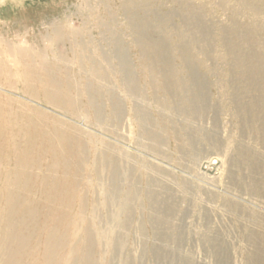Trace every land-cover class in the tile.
<instances>
[{
	"label": "rangeland",
	"instance_id": "1",
	"mask_svg": "<svg viewBox=\"0 0 264 264\" xmlns=\"http://www.w3.org/2000/svg\"><path fill=\"white\" fill-rule=\"evenodd\" d=\"M259 1L133 0L122 8L119 0H0L1 51L17 39L36 47L50 23L66 24L83 47L81 78L107 94L96 100L99 122L84 102L76 113L43 110L82 140L85 159L72 199L53 204L67 212L61 223L43 212L44 192L29 193L38 214L18 264H44L50 225L57 244L49 264H264ZM41 43L76 73L67 41ZM87 59L104 80L91 76Z\"/></svg>",
	"mask_w": 264,
	"mask_h": 264
},
{
	"label": "bare ground",
	"instance_id": "2",
	"mask_svg": "<svg viewBox=\"0 0 264 264\" xmlns=\"http://www.w3.org/2000/svg\"><path fill=\"white\" fill-rule=\"evenodd\" d=\"M119 1L122 8H127L133 3V0ZM258 4L264 10V0H260ZM248 6L245 3L240 4L241 9L251 11ZM84 9L90 15L93 14L92 8L86 6ZM64 32L71 33L66 35V33L63 34ZM78 36L66 24L62 26L52 22L47 27L46 34L36 41V47L29 46L27 41L21 43L17 39L14 45H6L7 51L4 48L0 50V218L5 226L0 234L2 238L0 264H18L17 259L23 256L28 244L30 225L34 216L38 214L37 206L35 209L31 208L35 201L34 196L29 197V193L44 192L43 212L46 217L50 216V218L58 215L55 221L50 220V222L61 223L67 212L54 210L53 204L59 200L72 199L69 192L70 187L78 182L75 175L81 171L78 160L85 159L86 146L80 142L82 140L76 141L68 137L66 134L68 131L61 119L59 121L55 118H48L43 110L67 109L75 112L79 110L80 103L84 102L85 107L91 112L92 121L99 122L103 118L102 111L101 113L98 111L99 105L96 100H103L102 98L105 95L107 97V94L102 93L103 88L100 84L92 87L81 78L84 73L81 63L85 59L78 55L79 52H83ZM45 38L49 39L53 46H57L62 40L67 41L70 46L68 50L72 56L70 64L76 66V73L71 74L72 71L71 73L68 71L69 64L65 61L63 53L58 51L52 53L51 49L44 51V44L41 42ZM1 44L2 42L0 46ZM92 47L95 53L100 52L98 47L94 45ZM79 48L80 51H78ZM46 52H51V59L46 60ZM259 59L258 61L262 63L261 67L264 66V58ZM86 62L89 64L88 69L91 76L99 80L103 79L101 78L104 76L102 70L99 65H96L95 60L87 59ZM103 62L105 64L107 62L105 56ZM119 66L117 71L113 69L112 71L124 84L123 79H127L128 76H125L126 78L121 76L120 68L122 67ZM108 99L110 100V97ZM111 116L114 118V114ZM86 139L88 141V138ZM109 162L108 158H105V163ZM71 175L74 177L68 179ZM14 216H17L16 220H13ZM52 227L51 225L49 228L46 227L44 264H49L53 251H56L54 245L57 243L54 241L52 243L56 231Z\"/></svg>",
	"mask_w": 264,
	"mask_h": 264
}]
</instances>
